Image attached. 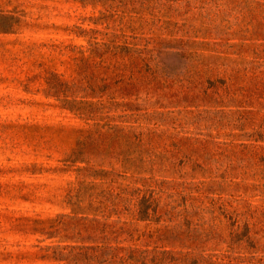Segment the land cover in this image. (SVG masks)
Returning a JSON list of instances; mask_svg holds the SVG:
<instances>
[{
	"label": "rangeland",
	"instance_id": "rangeland-1",
	"mask_svg": "<svg viewBox=\"0 0 264 264\" xmlns=\"http://www.w3.org/2000/svg\"><path fill=\"white\" fill-rule=\"evenodd\" d=\"M0 264H264V0H0Z\"/></svg>",
	"mask_w": 264,
	"mask_h": 264
}]
</instances>
